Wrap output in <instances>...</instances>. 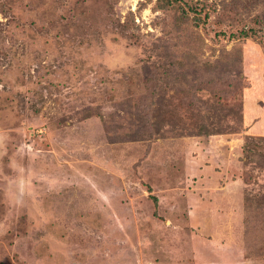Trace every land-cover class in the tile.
<instances>
[{
    "label": "rangeland",
    "instance_id": "1",
    "mask_svg": "<svg viewBox=\"0 0 264 264\" xmlns=\"http://www.w3.org/2000/svg\"><path fill=\"white\" fill-rule=\"evenodd\" d=\"M0 264H264V0H0Z\"/></svg>",
    "mask_w": 264,
    "mask_h": 264
},
{
    "label": "trees",
    "instance_id": "2",
    "mask_svg": "<svg viewBox=\"0 0 264 264\" xmlns=\"http://www.w3.org/2000/svg\"><path fill=\"white\" fill-rule=\"evenodd\" d=\"M243 36L248 37L249 35H248V33H243Z\"/></svg>",
    "mask_w": 264,
    "mask_h": 264
}]
</instances>
